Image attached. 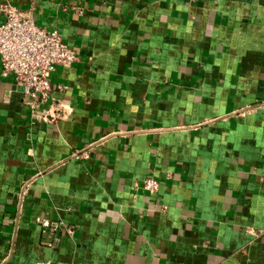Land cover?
I'll return each mask as SVG.
<instances>
[{
    "label": "crops",
    "instance_id": "1",
    "mask_svg": "<svg viewBox=\"0 0 264 264\" xmlns=\"http://www.w3.org/2000/svg\"><path fill=\"white\" fill-rule=\"evenodd\" d=\"M0 3L78 56L0 64V264H264V0Z\"/></svg>",
    "mask_w": 264,
    "mask_h": 264
},
{
    "label": "built area",
    "instance_id": "2",
    "mask_svg": "<svg viewBox=\"0 0 264 264\" xmlns=\"http://www.w3.org/2000/svg\"><path fill=\"white\" fill-rule=\"evenodd\" d=\"M3 21L0 23V64L1 75H13L27 96L32 116L50 93L49 77L54 67L70 66L78 59L77 53L65 45L56 30H48L35 24L30 15L22 14L16 6L0 3ZM89 150L83 149L72 154L75 160L89 158ZM143 188L151 194L158 191L159 182L147 176ZM42 229L55 233L61 223L46 218H37ZM264 236V231L261 232ZM54 243H52L53 245Z\"/></svg>",
    "mask_w": 264,
    "mask_h": 264
}]
</instances>
